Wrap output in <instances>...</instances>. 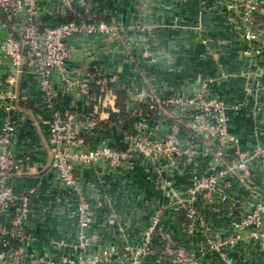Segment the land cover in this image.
Masks as SVG:
<instances>
[{
  "label": "crops",
  "instance_id": "0c3cea01",
  "mask_svg": "<svg viewBox=\"0 0 264 264\" xmlns=\"http://www.w3.org/2000/svg\"><path fill=\"white\" fill-rule=\"evenodd\" d=\"M110 1L111 6L121 7L112 23H138V28L72 39L68 70L78 76L84 67L96 66L101 82L91 85L93 98L88 101L67 90L54 71V86L59 90L55 106L91 114L96 123L85 129V135L92 144L116 143L122 128L133 123L130 117L150 96L160 98L172 90L196 92L206 84L224 100L230 131L237 138L238 153L233 152L227 164L244 163L227 176L213 199L222 214L213 218V231L222 237L234 234L229 217L233 201L264 196V9L256 15L259 39L251 41L229 0ZM61 2L39 0L38 17ZM6 33L0 20V38ZM4 90L16 97L0 99V128L5 119H14L13 149L27 164V173L6 175L4 182L16 191L32 190L35 201L25 231L28 250L59 258L83 243L88 253L117 248V257L129 264L131 248L158 221L200 254L199 264H264V249L250 250L242 240L229 254L209 251L199 229L194 239L184 240L180 199L191 180L177 170L161 173L144 162L123 168L89 165L76 171L77 192H68L51 166L46 124L51 108L43 99L38 75L33 70L17 74L15 64L0 51V91ZM112 113L120 114V119L114 120ZM82 199L93 202L85 224L79 219ZM157 258L144 254L140 264H158Z\"/></svg>",
  "mask_w": 264,
  "mask_h": 264
},
{
  "label": "built area",
  "instance_id": "2783aa9c",
  "mask_svg": "<svg viewBox=\"0 0 264 264\" xmlns=\"http://www.w3.org/2000/svg\"><path fill=\"white\" fill-rule=\"evenodd\" d=\"M72 4V0H63L62 11ZM229 4L241 18L246 38L258 40L261 33L256 15L264 9V0H229ZM38 10L39 0H0V20L7 30L5 37L0 38V51L15 64L17 74L33 70L38 75L43 99L51 108V117L46 122L48 152L61 185L75 194L79 184L76 171L94 164L123 168L144 162L161 173L177 170L191 180L186 195L180 199L186 220L184 240L194 239L199 229L204 233L209 251L225 250L232 242L216 234L205 215L208 211L219 212L213 204L215 194L230 173L244 167L242 160L232 167L227 164L229 156L238 151L224 100L212 95L206 84H201L196 92L172 90L160 98L150 96L148 103L156 111L151 117L139 116L135 120V133L123 138L124 149H117L106 141L92 144L85 129L93 126L95 120L91 114L77 112L74 108L61 110L55 106L59 90L54 86L53 74L58 71L67 90L91 100V85L101 82L97 77L102 74L96 66L92 67L95 70L92 72L90 66L73 76L67 68L72 58L70 42L74 38L113 34L115 26L105 21H70L41 28ZM6 97L15 99L16 94L0 91V99ZM184 124L187 129H183ZM16 129L17 124L11 117L5 119L0 128V263L125 264L117 257V248L88 253L81 243L65 250L59 258L48 252L36 254L26 248L29 235L25 231L33 213V192L16 191L4 182L6 175L27 173L26 158L13 149ZM242 203L236 204L232 211L240 214L233 221L235 237L264 246V196ZM92 206L93 202L81 200V224L89 219ZM130 251L129 264H140L144 254L157 255L158 264H199L200 259V254L189 249L158 221L153 222L141 242Z\"/></svg>",
  "mask_w": 264,
  "mask_h": 264
},
{
  "label": "trees",
  "instance_id": "16d2710c",
  "mask_svg": "<svg viewBox=\"0 0 264 264\" xmlns=\"http://www.w3.org/2000/svg\"><path fill=\"white\" fill-rule=\"evenodd\" d=\"M91 12H94V9L91 10ZM104 20L100 16H90V13H88V10H86L81 4L79 3H74L71 6H68L64 8V11L61 9V4H59L51 13H45L41 18H39V24L41 28L45 27H53L57 26L61 23L64 22H70V21H76V22H95L98 23L100 21ZM107 22H111V18L105 19ZM12 32L17 36L18 34L12 30ZM122 107L124 106L123 104H120ZM155 109L151 107L150 103L144 104L142 109L135 115H132L130 117V120L133 122L131 125L127 127L122 128V133L121 137L118 142L113 143L114 146L117 149H124V144H123V138L125 137L126 134H133L135 133L134 130V123L135 120L139 116L143 117H151L155 113ZM112 118L114 120H119L120 119V114H114L112 113ZM31 202H32V208L35 206V201L33 198V194H31ZM183 221H186L185 218L182 216Z\"/></svg>",
  "mask_w": 264,
  "mask_h": 264
},
{
  "label": "rangeland",
  "instance_id": "374dc122",
  "mask_svg": "<svg viewBox=\"0 0 264 264\" xmlns=\"http://www.w3.org/2000/svg\"><path fill=\"white\" fill-rule=\"evenodd\" d=\"M79 4H81L86 10H88V13H90V16H94V17L95 16H100V17H102L104 19L102 21H105V22H107L105 19L113 18V16L117 14L116 10H120V8H121V7H116L115 8V6L114 7L111 6V1L110 0H81ZM93 9H94V12L92 13L91 10H93ZM120 11H118V12L120 13ZM108 23H110V24L115 26V32H114L115 34L121 32L122 29L135 30V29L138 28L137 27L138 23H130V24H128V26H122V24H117L115 22L114 23L108 22ZM211 94L215 95L212 92H211ZM183 129H187L186 124L183 125ZM259 196L260 195H258L257 198ZM246 200H248V199L244 198V199H242V201H239V202L235 200V201H233V205L234 206L236 204H238V206L240 204L242 205L243 204L242 202H246ZM245 209H246V207L244 206L243 210H245ZM205 215H206L207 219L209 220L210 225H211V227L213 229L215 227V221H213V218H215V217L218 218V216H221L222 214H221V212L220 213L219 212L218 213H216V212L212 213V211H208L207 213H205ZM239 216H240V214H238L236 212L234 214L232 213V211L230 212V216L229 217H230V220L232 222V225H233V221L237 220ZM222 238H225V239L229 240L230 242H232L224 250L223 253H225V254H227V253L229 254L231 252V250H233L231 248H234L236 243L241 241V240L245 241L247 243V245L249 246L247 248L250 249V250H262V249H264V246L254 244V242L252 240H249V239H237L235 237V233L232 234V235H225ZM253 247H255V248H253Z\"/></svg>",
  "mask_w": 264,
  "mask_h": 264
}]
</instances>
